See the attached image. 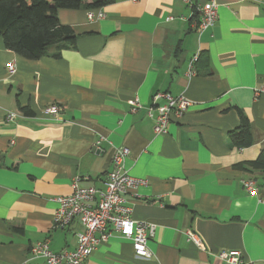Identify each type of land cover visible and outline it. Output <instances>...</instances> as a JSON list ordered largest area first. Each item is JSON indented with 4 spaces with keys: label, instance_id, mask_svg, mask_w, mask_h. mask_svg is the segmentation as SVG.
I'll use <instances>...</instances> for the list:
<instances>
[{
    "label": "crops",
    "instance_id": "1",
    "mask_svg": "<svg viewBox=\"0 0 264 264\" xmlns=\"http://www.w3.org/2000/svg\"><path fill=\"white\" fill-rule=\"evenodd\" d=\"M204 1L59 8L77 39L58 58H24L0 37V264H42L30 247L45 239L56 252L74 249L83 225L75 218L55 226L56 197L72 193L76 176L104 189L118 146L130 150L129 173L147 181L126 201L134 219L156 224L153 256L138 257L132 241L115 234L86 264H234L218 257L224 250L264 264V168L255 164L264 158V91L256 92L264 85V0H215L216 23L199 30L193 13ZM158 92L190 101L159 135L145 108H132L135 97L147 107ZM53 103L59 116L45 111ZM239 110L252 125L243 148L228 136Z\"/></svg>",
    "mask_w": 264,
    "mask_h": 264
},
{
    "label": "built area",
    "instance_id": "2",
    "mask_svg": "<svg viewBox=\"0 0 264 264\" xmlns=\"http://www.w3.org/2000/svg\"><path fill=\"white\" fill-rule=\"evenodd\" d=\"M194 15H199L196 27L204 30L213 26L218 19V4L215 0H207L195 6ZM102 12L98 16L101 18ZM88 18L93 19L94 14L88 13ZM173 17H170V19ZM181 18H186L181 16ZM197 56L192 58L189 68H193ZM13 71V63L8 65ZM264 91V85L256 89L257 93ZM163 98L165 102L157 101ZM133 109L145 108L146 115L154 121L155 134L167 132L168 125L172 120L181 119L187 111L190 101L184 95L174 96L169 92H158L153 97L151 105L144 107L138 97L133 100ZM62 108L58 103L50 104L46 113L59 116ZM14 115H9L12 119ZM98 144V141L96 142ZM130 150L127 146L113 147L111 168L107 171L105 188L96 186H81V176L73 180V191L70 194L56 197L58 208L54 216V224L57 227L69 226L75 218L83 225V230L77 234V246L74 249L54 251L51 249L49 240H41L30 247L32 255L42 258V264H86L87 258L101 244L106 242L112 235H119L132 241L135 254L138 257L151 258L153 252L148 246L149 238L153 236L156 224L149 221L137 220L132 217V207L127 204L126 194L145 184L144 178L131 175L125 166V161ZM244 187L252 194H257L258 186L252 179L243 181ZM262 202V200L260 199ZM189 240L203 246L201 238L193 231H188ZM218 257L234 264H253L245 260L240 251H220Z\"/></svg>",
    "mask_w": 264,
    "mask_h": 264
},
{
    "label": "trees",
    "instance_id": "3",
    "mask_svg": "<svg viewBox=\"0 0 264 264\" xmlns=\"http://www.w3.org/2000/svg\"><path fill=\"white\" fill-rule=\"evenodd\" d=\"M111 1L0 0V37L7 49L24 58H58L64 50L74 47L77 39L70 27L60 23L58 9L100 7ZM238 112L240 125L231 130L228 136L233 147L243 148L252 143V125L242 110ZM24 113L30 115L31 111L26 109ZM255 164H262L264 168V158L260 156Z\"/></svg>",
    "mask_w": 264,
    "mask_h": 264
}]
</instances>
